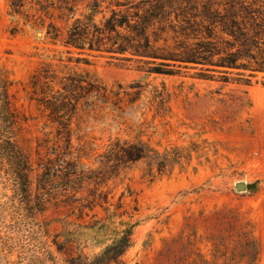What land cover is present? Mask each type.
I'll return each instance as SVG.
<instances>
[{"label":"rangeland","instance_id":"1","mask_svg":"<svg viewBox=\"0 0 264 264\" xmlns=\"http://www.w3.org/2000/svg\"><path fill=\"white\" fill-rule=\"evenodd\" d=\"M99 1L100 29L83 34L96 50L64 43L94 0H0V127L29 158L34 208H17L4 163L0 264H264V0ZM146 10L167 60L116 50L138 44L130 27ZM86 78L135 92L118 107L57 105ZM117 139L152 151L126 161L109 152ZM65 151L86 177L66 195L38 189ZM126 227L131 244L105 254Z\"/></svg>","mask_w":264,"mask_h":264},{"label":"trees","instance_id":"2","mask_svg":"<svg viewBox=\"0 0 264 264\" xmlns=\"http://www.w3.org/2000/svg\"><path fill=\"white\" fill-rule=\"evenodd\" d=\"M89 8V12L84 16V19L75 18L73 21V24L68 29V37L65 39L64 43L67 46H75L78 49H83L86 42H89V49H96L99 50L100 46L95 44L93 34H91V37L88 38L87 36H83V34H87L90 31V27L94 28V31L98 32L99 27L97 23L95 22L94 18L97 13V8L100 6L99 0H94L92 4L87 5ZM68 10L71 12L72 9L68 8ZM117 14L115 10H112V16L108 18L107 22L108 25L112 23V26L106 25L105 29H111L115 31V27L117 24H121V26L124 24V22L118 20L116 18ZM72 17V16H71ZM156 13L154 11H143L142 13H138V24L137 26L130 27V31H135V37L132 39H138L139 42L136 45H119V47L116 49L118 52H125L126 50L130 49L133 54L142 55V57H148V58H162L164 60H167V58H164L162 54H157L155 52L153 45L150 42L149 36L147 34V30L151 25H153V19H155ZM54 28V27H53ZM48 33L51 32V37L53 39H58L61 37V34L59 30L54 28L51 31H47ZM81 36V38L79 37ZM88 38V39H87ZM143 38L144 43L140 41V39ZM88 40V41H86ZM85 84H82V83ZM70 85L78 86L81 90H84V95L77 96V99L72 102L71 98L69 99L66 95L62 97L61 101H58V106H64V105H71L73 106V109L75 112H77V105L80 100H83L82 103H80V107H85L91 110H94L95 107L98 105L99 107L103 108V104L110 102L113 107H118L117 102L120 100L119 94H122L123 96H130L131 94H134V92L127 91L124 87H122L120 84H118V88L114 90L113 88H108L106 85L99 84L96 79H81L78 81V83L70 82ZM140 87L141 85H135ZM64 91H68V89H65V87H62ZM130 88H133V86H130ZM75 88L73 89V91ZM141 90V89H139ZM72 91V89H71ZM69 92L68 94H73V92ZM141 91H138L140 93ZM161 95V94H160ZM114 97V98H113ZM90 98V100L86 99ZM130 101L133 102L135 100L131 97ZM137 99V98H136ZM99 103H102V105H99ZM160 104H164L165 100L163 97H160L159 100ZM54 111H57L56 108H54ZM62 109H60L58 112L57 119L54 118V122L59 123V118L62 116L63 113ZM5 130L0 127V166L4 165V163L8 164V170L11 174L10 181L13 186L14 191V198L12 199L13 202H16L18 209H24L26 211H29L30 214H32L34 208L31 203V200L26 197V193L30 192V189L28 187L29 180L28 176L30 171H32L31 163L29 161V158L25 156L24 152H22L16 143L11 139L9 135H5ZM67 141V147L69 146V138L65 139ZM152 151V149L148 148L146 143L138 142V143H123L120 144L118 139L114 140L110 143L109 152L110 154H122L126 161H135L137 159L146 158L147 155ZM148 153V154H147ZM159 156V154H158ZM70 155H67V152H63L62 155H57L56 157H50L47 159L46 163L41 165V168L43 169L42 173L46 175L44 181L41 179L38 180V189H45L44 186L48 185V187H52V191H54V194H61L66 195L73 189V185L70 183L73 181V179L77 178H83L86 177V172L78 171L77 170V162L70 159ZM162 168H164L161 161L158 162V170L162 171ZM61 192V193H60ZM43 191H38L37 194L39 197L42 196ZM131 233L132 229L130 227H126L122 230V235L119 240L120 244H113L108 247L107 252L117 250L120 248L121 245L124 247L131 244ZM120 245V246H119ZM119 257V256H118ZM117 255L111 257V259H114L115 262L117 261Z\"/></svg>","mask_w":264,"mask_h":264},{"label":"water","instance_id":"3","mask_svg":"<svg viewBox=\"0 0 264 264\" xmlns=\"http://www.w3.org/2000/svg\"><path fill=\"white\" fill-rule=\"evenodd\" d=\"M243 187H244V183H242V182H239V183L236 184V188L237 189H241Z\"/></svg>","mask_w":264,"mask_h":264}]
</instances>
